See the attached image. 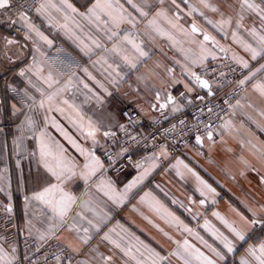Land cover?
Returning a JSON list of instances; mask_svg holds the SVG:
<instances>
[{"label": "crops", "instance_id": "1", "mask_svg": "<svg viewBox=\"0 0 264 264\" xmlns=\"http://www.w3.org/2000/svg\"><path fill=\"white\" fill-rule=\"evenodd\" d=\"M207 2L219 10L211 11L200 0H188L187 5L176 0L179 8L172 0H132L147 13L141 15L127 0H119L123 16L131 13L134 26L123 22L118 27L109 23L107 28L103 24L97 28V22L87 15L96 0H44L39 5V8L44 5V9L38 11L40 25H35L29 17L27 22L19 18L27 29L25 39H12L0 30V65L3 72L9 73L3 93H0V210L16 202L24 232L39 239L43 234L45 240L57 236L71 249H77L78 264H136V259L151 264L149 253L142 245L164 257L163 264H183L182 259L171 253L185 240L211 255L196 235L184 231L185 225L213 247L222 248L214 239L213 231L229 236L230 233L214 213L241 228L244 225L237 213L250 215L247 208L264 206V183L261 182L264 178V157L261 156L264 131L260 130L264 127V96L256 88L264 85V71L256 72L255 77L246 82L247 89L238 99L241 106L235 107L225 123L211 132L212 139L208 135L200 137V143L195 139L182 155L170 157L160 150L144 157L136 151L137 165L119 176L110 173L98 156V145L115 134L120 125L121 109L125 104L137 106L147 117H171L190 107L193 94L204 89L190 72L197 73L200 67L222 57L242 58L248 61L252 71L264 65V58L257 57L254 61L244 48V43L259 47L258 37L264 35L259 16L247 9L242 11L240 0ZM253 2L261 4V0ZM66 4H71L76 11ZM188 5L196 12L189 15ZM158 12L163 14L157 15ZM120 14V11L114 13ZM240 15L244 17L243 26L238 28L236 21ZM222 18L232 20L230 26H225L227 36L207 23ZM192 23L226 51L221 52L220 47L208 42L205 48L215 59L207 55L202 64L193 63L205 54L201 51L203 35L191 33ZM29 24L52 44L41 39ZM109 29L118 33L112 40L105 34ZM251 29L256 30L255 37L250 35ZM233 32H236V40ZM126 34L149 53V58L138 65V70L130 69L121 58L137 56L132 45L123 39ZM7 40L15 43L8 44ZM93 40L102 47L96 48ZM58 41L79 54L85 65L68 74L50 63L46 55ZM85 44L92 49L88 54H85ZM114 45L118 46L119 54L111 51ZM104 60L112 65L111 69L105 71ZM34 62L32 71L19 75L21 69L29 68ZM85 68L95 80L89 79L83 71ZM246 70L248 76L249 69ZM49 75L52 81L47 80ZM84 84L88 85L87 89ZM217 89L212 86L211 92ZM50 95L53 96L51 101L47 99ZM168 96L172 97L171 102ZM13 105L18 110H14ZM90 130H94V137L88 136ZM42 142L53 154L47 157L50 164L55 166L53 156L62 153L70 168L61 181L44 167L40 155ZM77 145L85 154H81ZM88 154L99 161L91 174V170L85 168V164L90 163ZM16 156L22 158L16 159ZM197 176L215 191L204 188ZM133 182L134 186L125 193L126 187ZM49 183H61L63 191L76 198L65 217L66 223L59 224L51 218L52 213L45 205L31 199ZM201 199L205 201L203 205L199 203ZM89 220L99 231L88 224ZM85 228L91 237L87 244L81 240ZM254 232L247 243H237V251L228 254L224 264H240L248 245L264 239V231L257 228ZM106 233L110 240L103 239ZM137 248L144 252L143 257ZM0 249H3L0 264L14 261L19 253L15 243L2 240Z\"/></svg>", "mask_w": 264, "mask_h": 264}, {"label": "built area", "instance_id": "2", "mask_svg": "<svg viewBox=\"0 0 264 264\" xmlns=\"http://www.w3.org/2000/svg\"><path fill=\"white\" fill-rule=\"evenodd\" d=\"M43 1L10 0L8 8L0 9V30H4L12 39H25L27 29L19 22L20 14L29 17L35 25H40L42 22L37 9ZM46 58L68 74L85 65L81 56L63 41H58ZM246 73L247 70L231 57H222L205 64L196 74L201 79H207L210 88L194 93L192 105L171 117H147L137 106L125 104L115 134L108 136L97 147L100 160L110 173L119 176L137 165L138 160L134 156L136 151L144 157L160 150L170 157L182 155L197 136L205 137L209 131L213 132L225 123L234 110L232 106L247 89L246 83H239ZM8 77L9 73L3 72L0 65V93H3ZM212 86L218 88L214 93L211 92ZM21 158L16 156V159ZM0 240L18 246L19 253L11 264H78L79 255L57 236L41 240L24 232L16 202L10 212L7 208L0 210Z\"/></svg>", "mask_w": 264, "mask_h": 264}, {"label": "snow or ice", "instance_id": "3", "mask_svg": "<svg viewBox=\"0 0 264 264\" xmlns=\"http://www.w3.org/2000/svg\"><path fill=\"white\" fill-rule=\"evenodd\" d=\"M162 2V0H161ZM201 4L209 8L211 11L216 12L219 9L213 5H210L207 0H200ZM127 3L131 5V7L139 12L141 15H147V13L143 12L140 7L134 3H132V0H127ZM172 3L176 5L177 8H179V5L176 4V0H172ZM182 3L185 5L188 4V0H182ZM264 4V0H261V4H257L253 2V0H240V7L241 10H250L254 13H256L257 16H259L261 25H264V7L261 5ZM10 6V0H0V9H6ZM44 5H41L37 11H42L44 9ZM66 7L71 9L73 12L76 10L72 7L71 4H66ZM189 7V15L196 12V9L190 5ZM120 11V15H114L115 12ZM123 6L119 4V0H96V3L93 5L92 8L88 10V18L93 19L97 22V28H100V25L103 24L105 28H107V25L109 23L115 24L117 27L120 23L128 22L130 24H133L134 21L131 18V13L128 14V17L123 16ZM163 13L158 12L157 15H162ZM83 15V14H82ZM203 16V13L200 14ZM223 16V13H221ZM107 17V19H102V17ZM20 18L27 22L28 18L23 13L20 14ZM177 19H179V16L177 15ZM244 19L243 15H240L239 19L236 21L237 27H242L241 21ZM207 23L212 24L214 28H216L219 32H223L225 36H227V32L225 31V26H230L232 24L231 18L228 19H221L217 22H213L211 20H208ZM150 24H154V21H150ZM28 27L36 31L37 35L41 37V39L45 40L49 45L52 44L51 40H48L47 37L43 35V33H40L38 29L35 28L34 25L29 24ZM190 30L192 34L201 33V30L197 27L195 23H192L190 26ZM110 32V34H108ZM106 35H108V39L112 40L113 37L117 36L118 33L111 32L110 29L105 32ZM203 35V40L201 41V51L205 55H201L199 60H194L193 63H203L204 59H206L207 55H212L215 59V56L213 53L208 51L205 48V44L208 42L213 43L214 45L220 47V51L224 52L226 51L222 46L218 44L217 41L214 40L213 37H210L206 32L201 33ZM250 35L256 36V30L251 29ZM233 39L236 40L237 35L236 32L232 33ZM171 39V37H169ZM127 43L131 44L134 51L137 53V56L134 59H130L127 55L122 56L121 58L124 60V62L127 64V66L132 70H138V65L141 63H145L146 59L149 58V53L146 51L143 47H141L139 44H136L133 40L129 38V35L126 34L123 38ZM8 44L15 43L13 40H7ZM83 44V41H81ZM92 43L95 45L96 48H101L102 45L97 41L93 40ZM258 45L259 47H253L251 44L244 43V48L246 51L251 53V59L257 60V57L264 58V35H260L258 37ZM85 48H87V52L85 54H88L91 52V48L88 47V45H84ZM112 52L119 54V48L118 46H113L111 49ZM103 59V58H102ZM233 59L238 63L241 64L243 68L249 69V75L245 76L244 79L240 80V85H244L247 81L253 79L256 75V72L264 71V65H261L260 68H257L255 71H252L249 67V63L246 60H243L242 58H237L236 56H233ZM105 65H107V69H111L112 65L108 64L106 60L103 61ZM35 66V62L32 66H30L27 69H21L19 72V75L23 76L26 72L32 71L33 67ZM85 74L89 77V79L95 80V77L91 75V73L88 72V69L85 68L83 70ZM115 71V69H113ZM191 77L203 88H210L209 81L205 79H201L200 76H198L195 72L189 73ZM111 75V73H109ZM116 75L118 76L119 73L117 72ZM48 81H52L51 75L47 77ZM115 82V81H113ZM71 83V81H69ZM98 86L103 87V85L99 84L97 82ZM49 87H51V83H49ZM84 87L87 89L88 85L84 84ZM187 87V86H186ZM257 91H259L261 96H264V85H257L256 86ZM64 89H60L59 91H63ZM191 90V89H189ZM47 99L51 101L53 99V96H48ZM157 99H159V95L157 94ZM168 101H172V97H167ZM227 102V101H225ZM67 103V101H65ZM40 106H44V101H40ZM240 101L237 100L236 104L232 107H239ZM161 107H165V105H161ZM14 110L16 109V106L13 105ZM175 110V109H174ZM211 112V109H209ZM91 128V125H89ZM205 127H208L206 125ZM259 127V126H258ZM261 131H264V127H260ZM88 136L94 137V130H90L88 133ZM105 135H109V133L105 132ZM42 135H44L42 133ZM65 135H67L65 133ZM208 138L212 139V133L209 131L207 133ZM69 139H71L69 137ZM196 142L200 143L201 138L199 136L196 137ZM75 144V142L73 141ZM255 147V145H253ZM78 150L81 152V154H85V150L83 148H79L77 145ZM41 160L44 163V167L47 169L49 173H51L52 177H54L57 181H61L62 177L64 176V173L66 171H70V168H68L67 164L64 161L63 154L61 153L59 156H53V159L56 160L55 166L53 164H50L47 160L48 156H52L50 149L46 147V145L42 142L41 143ZM261 156L264 157V152H261ZM88 158L90 159V163L85 164V168H89L91 172L95 171V166H99V161L92 156L91 154H88ZM178 163H181L178 161ZM247 163V162H245ZM253 170H255L253 168ZM147 174V173H146ZM145 174V175H146ZM142 179V177H141ZM197 179L201 185H203L204 188H206L209 192H214L215 190L211 188L210 185H207L203 180H200V178L197 176ZM262 183H264V178L261 180ZM135 182L133 184H130L126 187L125 193L129 189H131L134 186ZM107 194V193H106ZM147 195V194H146ZM200 195L203 196L204 192L201 191ZM32 200L38 201L45 205L50 212L52 213V219H56L59 224L66 223L65 217L67 216V213L71 210L72 205L75 203L76 198L71 196L70 194L63 191L61 187V183H49L47 187H44L41 191H38L33 194L31 197ZM143 199V198H142ZM175 202V201H174ZM158 203V202H157ZM201 205L205 203L203 199L199 201ZM9 212L11 211V207L9 206L7 209ZM247 212L250 213V215H245L244 213H237L240 221L244 225V227L238 228L234 226V224L228 223V221L224 220L223 217H220L218 213H214L227 227L230 236L224 235L223 233H220L218 230L213 231L212 235L216 241H219V244L222 245V248L219 247H213L212 244H209L206 240H204L203 237L198 236V234L192 233V229L188 228L186 225L184 226V231L191 233L193 235L197 236V239L201 241V243L211 252V255H206L203 251H201L199 248H196L194 245L190 244L188 240H185L183 244H178L177 251L171 253V255L177 256L178 258L182 259L183 264H194V262H197V264H224V262L228 258V254L234 253L237 251V243H240L241 245L244 243H247V240L250 239L253 235H255L254 230L259 228L262 231H264V206H261L259 209H252L247 208ZM88 224L97 227L96 225H93V222L91 220L88 221ZM85 235L81 237V240L83 243L87 244L89 239L91 237L88 235V229H83ZM97 231H99V228L97 227ZM45 235H41L40 239L45 240ZM105 240H110L109 235L106 233L103 237ZM115 244L116 247H120L119 244H116L114 241H110ZM142 244V242H141ZM144 250L149 253L148 259L151 261V264H163L165 258L160 257L159 253L154 252V250H151L148 248L147 245H142ZM15 251V249H13ZM73 251H77V249H73ZM136 251L140 253V256H144V252L140 251V248H137ZM3 252V249H0V253ZM130 252V249H129ZM126 255L128 252L125 253ZM3 258V257H0ZM57 260L60 259L59 256L56 257ZM70 259V257H69ZM133 259H136L134 256ZM8 264H11V261H8ZM136 264H146V261L143 259H136ZM240 264H264V239H262L259 243L255 244H249L248 247L245 249L244 256L241 258Z\"/></svg>", "mask_w": 264, "mask_h": 264}, {"label": "water", "instance_id": "4", "mask_svg": "<svg viewBox=\"0 0 264 264\" xmlns=\"http://www.w3.org/2000/svg\"><path fill=\"white\" fill-rule=\"evenodd\" d=\"M205 80H207V79H205ZM209 85H210V83H209ZM204 89H206V88H204ZM209 89V88H208ZM208 89H206V90H208Z\"/></svg>", "mask_w": 264, "mask_h": 264}]
</instances>
